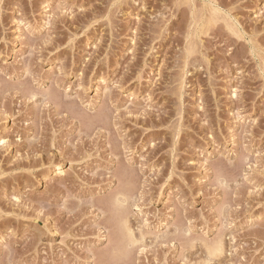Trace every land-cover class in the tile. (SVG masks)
<instances>
[{
	"label": "rangeland",
	"instance_id": "374dc122",
	"mask_svg": "<svg viewBox=\"0 0 264 264\" xmlns=\"http://www.w3.org/2000/svg\"><path fill=\"white\" fill-rule=\"evenodd\" d=\"M0 264H264V0H0Z\"/></svg>",
	"mask_w": 264,
	"mask_h": 264
},
{
	"label": "bare ground",
	"instance_id": "6f19581e",
	"mask_svg": "<svg viewBox=\"0 0 264 264\" xmlns=\"http://www.w3.org/2000/svg\"><path fill=\"white\" fill-rule=\"evenodd\" d=\"M124 194V193H123ZM125 196V195H124ZM117 197H120V198H116L118 201H121V204H123V199H124V197H122V196H118L117 195ZM125 198H126V196H125ZM124 201H125V199H124ZM123 218V219H122ZM122 218H120L121 220H122V226H123V230L125 229V235H127L126 236V238H128L127 240L130 242V243H133V242H135L137 239L135 238V234H134V230L132 229V227L129 225V220L127 219V218H124V216L122 215ZM123 234V235H124ZM218 241H216L215 243H216V245H213L214 246V252L216 251V252H218V253H220V252H222L223 251V249H224V245H223V243H222V241H220V242H218Z\"/></svg>",
	"mask_w": 264,
	"mask_h": 264
}]
</instances>
